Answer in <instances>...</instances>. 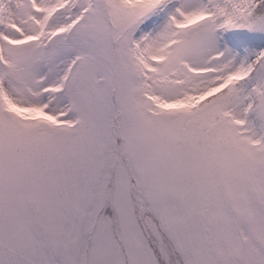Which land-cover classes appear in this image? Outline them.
<instances>
[{"label":"snow or ice","instance_id":"6c2138e0","mask_svg":"<svg viewBox=\"0 0 264 264\" xmlns=\"http://www.w3.org/2000/svg\"><path fill=\"white\" fill-rule=\"evenodd\" d=\"M264 0H0V264H264Z\"/></svg>","mask_w":264,"mask_h":264},{"label":"rangeland","instance_id":"374dc122","mask_svg":"<svg viewBox=\"0 0 264 264\" xmlns=\"http://www.w3.org/2000/svg\"><path fill=\"white\" fill-rule=\"evenodd\" d=\"M220 40L223 45L233 48L243 54V48L249 50H264V33H250L247 30H234L220 33Z\"/></svg>","mask_w":264,"mask_h":264}]
</instances>
